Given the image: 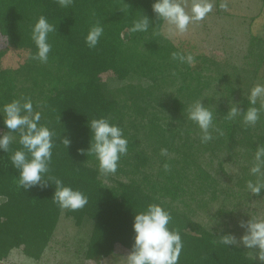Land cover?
I'll use <instances>...</instances> for the list:
<instances>
[{
    "label": "trees",
    "instance_id": "1",
    "mask_svg": "<svg viewBox=\"0 0 264 264\" xmlns=\"http://www.w3.org/2000/svg\"><path fill=\"white\" fill-rule=\"evenodd\" d=\"M153 2L73 0L64 8L57 0H0V36L9 43L0 51V107L31 98L34 110L42 113L40 123L55 134L46 179L59 178L88 198L83 208L72 211L61 209L53 201L55 184L51 181L46 187H18L19 172L12 166L10 155L22 145L19 132L10 133L17 138L9 152L0 150V260L15 248L41 259L63 213L79 227L88 219L94 222L86 251L89 259L100 261L113 254L117 245L131 252L136 212L159 203L171 213L169 227L179 230L182 237L179 264H264L243 246L220 244L219 235L226 232L213 231L194 220L191 203L206 207L220 192L218 178L201 161V149L243 146L245 156L253 162L257 147L264 145V132H259L264 131V110L254 129L243 123V117L238 121L227 118L229 108L213 107L211 102L208 108L213 112L214 125L223 135L213 133V140L206 144L200 141L201 133L193 130L198 126L194 122L190 121L186 131L178 132L156 119V107L164 106V95L171 94L173 111L184 112L200 100L214 78L204 73L209 61L206 55L196 56L204 61L203 66L172 60L173 52L195 56V48L164 34L165 22L152 11ZM143 14L152 21L149 30L132 32L133 22ZM42 15L57 28L48 37L52 48L47 63L31 58L37 51L32 28ZM97 23L104 33L98 45L89 48L85 37ZM251 41L255 44L264 39L253 35ZM9 51L20 60L15 66L5 63ZM262 66L264 54L256 70L263 78ZM109 73L122 81L135 77L151 84L130 82L113 90L103 78ZM175 85L177 92L168 94L167 88ZM100 117L119 125L128 140L127 155L121 157L115 174H102L95 156L87 154L89 121ZM3 133L8 129L0 116ZM64 138L70 140L67 147ZM165 148L168 155L162 156ZM255 179L251 176L249 180ZM206 194L210 200L200 201L199 197Z\"/></svg>",
    "mask_w": 264,
    "mask_h": 264
},
{
    "label": "clouds",
    "instance_id": "2",
    "mask_svg": "<svg viewBox=\"0 0 264 264\" xmlns=\"http://www.w3.org/2000/svg\"><path fill=\"white\" fill-rule=\"evenodd\" d=\"M57 3L67 8L73 0H57ZM219 7L222 11L229 10L228 0H221ZM214 8V0H154L152 11L156 17L165 22L167 33H185L190 24L203 21ZM149 16L143 14L131 26L132 32H147L151 26ZM57 30L45 16H40L32 28V40L36 45L33 60L47 63L52 45L49 43V34ZM104 28L100 23L89 29L85 42L89 48H95ZM172 60L182 64L192 65L194 56L191 53L173 52ZM248 102L253 105L242 110L238 104L230 107L227 118L243 117L246 126H254L260 119V112L264 110V84H256L247 96ZM259 103V107L256 105ZM0 116L8 133L0 134V150L9 152L14 141L12 132H19V144L22 148L15 150L10 155L12 166L18 170V187L25 190L40 185L46 187L51 181L55 184L53 201L61 209L76 211L88 203L87 196L55 177L46 175L50 171L52 149L54 146V132L46 125L41 124L42 113L35 111L31 98L16 99L0 107ZM187 118L198 125L201 143L213 140V133L223 135V132L214 125L213 112L202 100L194 102L188 109ZM91 133L90 147L87 154L95 156L99 162V171L102 174H115L122 156L127 155L128 140L123 134V129L112 123L106 117L93 118L89 121ZM63 143L70 144L68 138ZM83 151V150H81ZM162 156L168 155V150H161ZM167 168V165H165ZM238 169H231L229 174H238ZM249 174L256 180L247 181L250 193L260 196L264 191V145L257 147L254 153ZM172 219L171 213L162 204L151 203L143 211L136 212L133 229L135 232L132 251L126 256V264H179V257L183 248V241L179 230L169 227ZM240 227L245 229L244 234L238 239L234 234L219 235V243L225 246L243 245L247 249L255 250L260 261L264 262V219L250 216L248 220H241Z\"/></svg>",
    "mask_w": 264,
    "mask_h": 264
},
{
    "label": "rangeland",
    "instance_id": "3",
    "mask_svg": "<svg viewBox=\"0 0 264 264\" xmlns=\"http://www.w3.org/2000/svg\"><path fill=\"white\" fill-rule=\"evenodd\" d=\"M220 3L221 0H214L213 11L203 21L190 24L185 33L168 36L177 43L186 42L194 46L196 55L193 64L203 66L204 61L196 58L197 55L208 57L209 61L206 63L208 69L204 73L206 76H213L214 81L200 98L202 103L209 107L212 102L213 107L229 109L238 104L242 110H246L253 107L247 100L252 87L258 83L264 84V77H258L256 74L261 56L264 54V41L255 44L251 41L253 35L264 39V0H228V11H222L219 7ZM164 32L167 33L166 24ZM8 45V40L0 36V51L5 50ZM8 54L5 62L7 65L15 66L20 62L15 52L11 51ZM260 72L264 73V66ZM103 78L113 90L130 82H142L145 86L151 84L146 79L135 77L122 81L113 73L104 74ZM172 92H177L176 85L167 88L168 94ZM170 96H163L164 106L158 105L156 107L158 113L154 116L168 128L178 132L186 131L191 125V120L187 118L189 107L184 112L173 111ZM258 104L256 107H259ZM238 117L231 120L238 121ZM258 124L259 120L252 127L256 129ZM193 130L201 133L198 126H194ZM259 132L264 131L259 129ZM201 152L203 165L215 178H218L220 192L217 199L209 201L206 207H201L198 202H191L194 220L213 231L231 233L239 239L245 231L240 227L241 220L246 221L250 216L264 219V195H253L246 187L247 181L251 179V175L246 173L249 172L253 162L245 156V148L238 145L216 151L203 148ZM220 160L223 161L224 171ZM233 168L238 169L239 173L229 174ZM209 196L210 194L202 195L199 200L208 201ZM93 225L94 222L88 219L82 227H79L71 217L63 213L41 259H34L26 255L22 248H15L6 259L0 260V264H126V256L130 252L121 245H117L113 254L100 261L86 256ZM247 250L256 255L255 250Z\"/></svg>",
    "mask_w": 264,
    "mask_h": 264
}]
</instances>
